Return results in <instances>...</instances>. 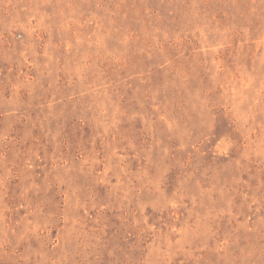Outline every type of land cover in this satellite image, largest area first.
I'll list each match as a JSON object with an SVG mask.
<instances>
[{
	"label": "rangeland",
	"instance_id": "1",
	"mask_svg": "<svg viewBox=\"0 0 264 264\" xmlns=\"http://www.w3.org/2000/svg\"><path fill=\"white\" fill-rule=\"evenodd\" d=\"M0 264H264V0H0Z\"/></svg>",
	"mask_w": 264,
	"mask_h": 264
}]
</instances>
